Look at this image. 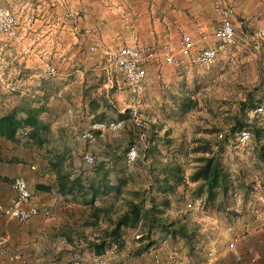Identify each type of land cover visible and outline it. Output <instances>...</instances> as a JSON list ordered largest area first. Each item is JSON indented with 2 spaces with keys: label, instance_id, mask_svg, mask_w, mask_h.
Masks as SVG:
<instances>
[{
  "label": "rangeland",
  "instance_id": "obj_1",
  "mask_svg": "<svg viewBox=\"0 0 264 264\" xmlns=\"http://www.w3.org/2000/svg\"><path fill=\"white\" fill-rule=\"evenodd\" d=\"M48 1L0 0V7L11 10L18 20L14 38H8L0 33V115L14 109L11 107L20 99L17 96L21 91L25 93L23 97L27 94L31 98L32 104L36 99H41L38 102L42 101L49 109L43 118L51 126L52 131L49 143L40 149L42 153L35 150L38 152L35 157L34 151H31L26 143L22 145L20 151L13 149L15 147L10 149L7 147L5 164L9 169L16 170L18 167L15 165L24 163L28 164L26 170H29V166L36 164V159L47 160L53 157L49 152L57 154L66 148L67 170L72 173L74 171V174L76 170L81 171L84 180L93 176L102 162L119 163V169L107 171L111 174L109 177L121 176V179L128 180L124 194L128 197L127 192L135 188L142 189L149 184L148 173L141 168L143 165L151 166V163H156L154 160L157 158L162 162L173 160L181 166L183 174L188 177L192 168L196 166L194 160L197 155L192 149L202 141H209L214 149L216 144H220L221 160H224L228 169L234 170L232 174H237L239 168L245 172L241 185L232 186L233 190L237 189L239 199L237 202L232 200L229 192L225 204L231 213L205 208L195 202L197 199H192L194 201L191 205H195L194 210H188L182 216L196 227V237L192 249L183 242L184 252L181 253V259L177 260H182L186 264H251L252 258L256 256L259 259L257 264H264V201L259 199L260 195H264L259 194L254 188L256 183L263 186L259 174L262 167L253 163L254 140L252 139L247 146L240 147L235 142L236 134L230 130L232 124L230 117L238 112L239 102L245 99L246 92L253 91L264 80V41L253 39L254 32L264 18V0H143L145 4L143 16L150 18L147 26L152 30L156 29L159 18L165 16L169 19L173 16L174 10L181 12L187 19H196L197 23L194 24L204 22L207 27H219L221 18L214 10V5L220 3L230 6L235 10L237 44L220 53L214 64L194 66L182 52V41L189 38L193 43L192 52L196 53L204 48L216 46L214 39L209 41L205 38L195 39L189 33L185 35L181 32H172L167 27L164 38L158 40L157 35H154V45L149 46L158 51V56L145 64L147 78L136 88L128 84L121 70L109 65L101 45H95L89 51L78 52L77 46L72 42V36L68 34L71 32L63 30L62 25H52L53 19L48 21L47 18L53 15L54 8ZM132 1L125 0V9L130 15L127 18L136 29V21L140 17L138 12L134 13L132 7L136 4ZM92 8L99 11L101 9L98 5ZM56 14L59 15L55 13L54 16ZM202 26L198 25L199 28ZM136 36L135 34L133 37ZM135 41V44L124 46L138 47L139 40ZM163 46L170 48L175 58L174 63L167 64L161 56L159 51ZM48 65L57 69L55 78H48L45 75V68ZM185 98L197 100L198 106L180 112V105ZM254 98L256 100L261 98L263 100L261 103L264 104V90L256 93ZM94 103L103 106L104 116L101 122L123 120L125 127L117 133H106L104 139L89 145L81 136L86 131H93V126L98 123L93 122L91 118L93 111H96ZM255 120L257 124L264 126V114ZM153 126L155 129H152ZM212 129L218 133H211ZM218 134L228 138L219 140ZM154 136L161 140L160 153L152 149L150 139ZM165 141H169L170 145H165ZM131 147H135L139 154L134 164H128L126 161V154ZM87 149L97 157L94 165L83 162V155ZM137 163L140 166L138 170L143 174L136 175L134 170ZM150 171L151 168L149 173ZM239 174L242 175L240 172ZM10 180L11 178L6 182L9 183ZM4 187V193L7 194L6 185ZM180 190L186 191L181 186L178 195ZM173 198H170L172 204L169 216H175L171 210L180 206V201ZM54 204L61 206L59 201ZM38 205L47 206L45 203ZM121 206L122 202H119L118 208ZM47 207L51 209L49 218H36L26 224L9 220L0 214V231L10 235L8 233L10 231L5 229L14 226L17 231L27 234L36 229L60 226L54 206ZM63 211L68 217L63 227L69 230L73 228L76 243L69 245L54 240L49 248L41 247V251L46 249L49 254L55 251V256L60 255L56 264H96L98 256L89 249L84 239L85 237L92 239L96 231L86 228L83 232L80 220L75 218L86 212L77 206L67 207ZM230 228L232 230H229ZM235 238L238 241L231 248L230 244ZM11 243L12 249L19 247L17 252L23 255L24 262L18 264H31L29 261L31 258L24 253L25 248L22 247H26L27 242L11 237ZM31 243H36V247H40L44 241L37 238L29 244ZM230 250H235L241 259H233L232 256L235 255H230L229 252H233ZM34 252L31 250V253ZM210 253H213V256H210ZM223 253L225 255L217 258ZM127 259L111 258L107 259V262L129 264Z\"/></svg>",
  "mask_w": 264,
  "mask_h": 264
},
{
  "label": "crops",
  "instance_id": "obj_2",
  "mask_svg": "<svg viewBox=\"0 0 264 264\" xmlns=\"http://www.w3.org/2000/svg\"><path fill=\"white\" fill-rule=\"evenodd\" d=\"M49 4L54 7L52 9V14L47 19L50 21L53 19L52 25H59L63 27V30L69 31L71 33H68L72 36V42L77 47V51H89L94 48L95 45H101L103 48V52L105 53L106 61L107 56L109 54H115L121 47L124 45H132L135 44V40H139L138 44L139 47L154 45V35H157L156 39L160 40L161 38H164V34L166 32V28L170 29L172 32H181L185 35L189 33V35H192V37H195V39H202L205 38L206 41L213 40L214 39V45L218 44L217 38L215 36L216 28L218 26H210L207 27L204 22H199L198 25H203L201 28L198 27L196 19L190 20L185 18V16L179 12V11H173V16H171L169 19L167 17H161L159 20H157V27L156 29L152 30V28H149L147 26L148 22H150V18L148 16H143V7L144 3L143 0H133L132 3H135L136 5L132 8L134 9V13L139 14L140 19L136 21V29L132 27V24L130 22V19L127 18L130 15L126 12V3L125 0H49ZM105 4V6L103 5ZM98 7V9L92 8L93 6ZM148 7V6H147ZM138 9V10H137ZM55 13H59L54 16ZM161 16V15H160ZM198 17V16H197ZM202 20V19H200ZM221 20V19H220ZM57 22V23H56ZM160 22V23H159ZM159 24V25H158ZM162 27V28H161ZM132 29V30H131ZM134 33H133V32ZM186 31V32H185ZM137 35L135 38L134 35ZM153 36V37H152ZM189 39V38H188ZM153 41L152 43H150ZM97 42L98 44L94 43ZM144 42V43H143ZM91 69V68H90ZM104 69V68H102ZM76 72H80L79 70H76ZM43 91H45L44 87H42ZM17 93V92H16ZM20 94L17 96L18 100L11 109L17 107L24 101H28L30 104H32L31 98L26 94V97H23L24 92H19ZM35 98V96H32ZM32 98V99H33ZM41 99H36L35 103L32 104L33 107H43L44 112L41 114V119L45 121L43 118L44 115H46L47 111H49L48 108L42 103V101L38 102ZM103 106L100 107L97 111H93V114L91 115V118L93 119V122L98 121L100 122L103 120L104 112L102 110ZM6 113H3V115ZM89 114V113H88ZM2 116V115H0ZM21 138L20 143H12L10 141H6L3 138H0V201H2L4 204H7L10 200V198L14 195L13 191L9 187V183L6 182L7 179H13L17 177H23L27 180L28 186L34 195L35 201L39 204L45 203L47 206H54V209L56 210L58 214V218L60 220V226H52L51 228H43V229H36L32 230L31 232H28L27 234L23 231H17L14 226L9 227L8 229H5V231L8 232L11 237L15 238V240L21 239L22 241H26L27 245L22 246L25 248V254L29 258H31L29 261L31 264H56V262L60 259V255H54V252H47V250L41 251V247L49 248L51 246L52 242L54 240H60L62 242H65L67 244H74L76 243L74 241V236L72 235L71 239L73 240L72 243L68 241L69 236V228L63 227L64 224L67 223L68 217L66 213L63 211L67 207H81L84 209L86 214L79 215L78 220H80L81 226L83 225L84 221L88 218L89 208L87 206H82L80 203H73L70 198L63 197L62 194L58 191V181L57 176L54 171L51 170L50 164L48 159L46 160H37L36 164H33L29 166V170H26V167H28V164L19 163L15 165L18 167L16 170L9 169V167L5 164L6 162V148L8 147L16 149V151H20V148H22V145L26 142L25 133H22L19 135ZM31 151H34V157L37 156L36 153H38L35 150H39V153H42L40 151V148L37 149V147L29 146ZM253 163L254 165L258 167H262L261 171L259 172L260 177L262 179V183L264 182V165L260 163L256 158V153L253 148ZM223 166L225 170L231 174L232 178V186H240L241 180L245 175V172L239 168L237 170V174H232L233 169H228V167L225 166V162L222 159ZM3 164V165H2ZM240 165V164H239ZM144 166V167H143ZM141 168L145 170L146 173H148V179L149 184L145 185L140 188H135V190H144L149 189L151 185L152 175L149 173L150 166L143 165ZM228 166V165H227ZM35 169H32V168ZM243 167V166H242ZM65 168L67 170V167L65 165ZM119 163L115 161H109V162H102L99 164V166L96 168L95 172L93 173V176L87 178L84 180V176H82L81 171L76 170L75 174L74 171L71 174L74 177H80L82 181L87 182L86 184H90L94 182L95 184L98 183L100 176V170L103 169L105 172H108L107 170H117L119 169ZM140 166H138V163L135 165V172L136 175L143 174L141 170L138 169ZM195 168V166H194ZM194 168L190 171L188 175H190ZM71 170V169H69ZM138 171V172H137ZM242 173L241 174H239ZM150 174V175H149ZM98 175V176H97ZM109 175L111 176L110 172ZM8 177L3 178V177ZM130 178H133V175L130 176ZM121 179V176H115V177H108V180L110 181V184L116 185L118 181ZM5 181V182H3ZM7 188V194H5V186ZM38 186H46L50 188V191H43L39 190ZM193 186V184H190L189 187ZM231 186L230 195L232 196V200H235V202L238 201L239 197L237 194V189L233 190V187ZM242 187V186H241ZM243 188V187H242ZM256 190H258L259 194L264 195V186H261L260 183H256V187H254ZM258 188V189H257ZM150 190V189H149ZM233 190V191H232ZM241 192V191H240ZM152 193H155L152 191ZM184 195V199L180 201V206L177 209L171 210V213H173L175 216H169L170 210L166 211V215L169 216L171 219H177L182 214L187 213L189 210H194L193 206L191 205L194 199L190 192L186 190L183 192V190L179 191V195ZM258 194V195H259ZM113 194L98 198L96 201L97 206H106L110 204V202L113 200ZM160 197H157L159 200ZM175 198V197H174ZM173 198V199H174ZM262 201H264V196L260 195V198ZM56 201H59L61 204L60 208L59 206H56ZM121 202V201H120ZM197 204H202L204 206V199L195 201ZM119 204V203H118ZM184 204H186L184 206ZM194 204V203H193ZM122 209V207H120ZM237 211V210H235ZM2 215V214H1ZM3 216V215H2ZM80 226V227H81ZM107 224L105 222L101 223L100 228H89L88 230L93 231V238L97 237L99 233H101V230L106 228ZM83 232L86 229L85 227H81ZM232 229V228H231ZM4 230V229H3ZM82 232V233H83ZM87 232V231H86ZM141 237L139 228L132 230L127 229L126 234L124 236L125 238V246L123 250L120 252H117L115 250V247L109 251H106V254L104 257L106 259H116V258H128L129 264H154V260L152 257V253L154 251L158 252L161 259L165 262H173L177 259H181V253L184 252L183 249V241L180 239H172L169 237H166L164 234H161L158 231H153L151 235V240L154 242L148 249L145 248V243L147 241H139L138 239ZM37 238H39V241L43 240L44 243L40 244V247H36V243H31L35 241ZM45 238V239H44ZM89 239H91L89 237ZM12 244V243H11ZM10 244L8 253L10 255H13L17 252L19 247H15L12 249V245ZM19 245V243H17ZM44 245V246H43ZM46 246V247H45ZM55 246V245H52ZM31 248V249H30ZM43 248V249H44ZM31 250H34V253H31ZM41 251V252H40ZM233 252H229L230 255L234 257L233 259L240 260L238 253L235 250H230ZM40 252V253H39ZM21 254V253H20ZM43 254H45L43 256ZM22 255V254H21ZM111 255V256H110ZM222 255H225V253L220 254L219 257L221 258ZM23 256V255H22ZM101 257H97L96 263L98 259ZM231 257V256H230ZM232 260V259H231ZM259 260V259H258ZM24 262V258H23ZM53 262V263H52ZM21 262H15V263H9V264H18ZM0 264H6L5 262H0Z\"/></svg>",
  "mask_w": 264,
  "mask_h": 264
},
{
  "label": "trees",
  "instance_id": "obj_3",
  "mask_svg": "<svg viewBox=\"0 0 264 264\" xmlns=\"http://www.w3.org/2000/svg\"><path fill=\"white\" fill-rule=\"evenodd\" d=\"M264 90V80L253 91L246 92L245 99L239 102L238 112L231 115V132L237 134L243 129H248L252 133L254 140V150L257 160L264 165V126L256 122V117L251 118L250 112L260 105H263L261 98H254L255 94ZM97 111L101 105L93 104ZM198 106L197 100L185 98L180 105V112L193 109ZM44 112L43 107H33L29 102H22L9 113L0 116V138L12 143H20V134L25 133L26 145L37 148H44L49 143L51 136V126L41 119ZM152 129H155L153 126ZM211 133H218L217 130H210ZM228 137L225 136L224 139ZM161 140L154 136L150 139L152 149L160 153L159 145ZM169 146L170 142L165 141ZM212 147L209 141L199 142L192 150L195 157L194 171L186 177L181 166L173 160L162 162L157 158L156 163H151L150 174L152 175L150 190H132L128 197L124 194L128 184L127 179H120L116 185L110 184L109 173L100 170V177L97 184L94 182L86 184L80 177H74L66 170L65 161L68 149H63L61 153L54 154L48 158L51 170L56 173L58 181V191L63 197H68L73 203H80L89 208L88 218L84 221L85 228H100L101 223L107 224L97 237L85 241L94 255L101 257L115 247L117 252L123 250L125 246V233L127 229H138L141 237L139 241H147L145 248L148 249L154 242L151 240L153 231H158L166 237L180 239L184 244L192 249L193 241L196 237V227L180 216L171 219L166 215V211L171 207V197L182 201L184 195H178L179 187L183 186L188 190L194 199H204L205 208H213L217 212H228L226 199L232 186L231 174L228 173L222 163V147L216 144ZM190 184L193 186L189 187ZM264 186V182H263ZM39 190L50 191L49 187L38 186ZM152 191L155 194H152ZM113 194V200L106 206H97L98 198ZM157 197H160L159 200ZM122 202V209L118 208V203ZM231 213V212H228ZM233 213V212H232ZM68 241L73 235L71 228Z\"/></svg>",
  "mask_w": 264,
  "mask_h": 264
},
{
  "label": "built area",
  "instance_id": "obj_4",
  "mask_svg": "<svg viewBox=\"0 0 264 264\" xmlns=\"http://www.w3.org/2000/svg\"><path fill=\"white\" fill-rule=\"evenodd\" d=\"M214 10L221 18V24L215 32L218 41L216 46L204 48L193 53L192 41L188 38L182 41V52L188 56L189 63L194 66H210L214 64L220 53L237 44L234 26L235 10L230 6H225L220 3L214 5ZM17 27L18 20L15 14L9 9L0 7V33L8 38H14ZM253 39L256 41H264V18L260 21L259 28L254 32ZM157 52L158 51L151 46H124L115 54H109L107 60L110 66H115L122 71L126 81L131 87L136 88L146 80L147 72L145 64L157 58ZM159 52H161V56H163L167 64L174 63V55L168 46H163ZM181 63H183V60H181ZM45 75L48 78H55L57 76V69L54 66L48 65L45 68ZM262 114H264V107L262 106L251 111V117H259ZM124 127L125 122L123 120L111 122L100 121L93 126V131H86L81 137L86 143L93 145L98 140L104 139L106 133H117L122 131ZM218 139H224V135L218 134ZM251 140L252 133L248 129H243L236 134L235 142L240 147L247 146ZM138 158V150L135 147H131L126 154L127 163L134 164ZM96 160L97 157L95 153L87 149L83 155V162L85 164L94 165ZM32 169L35 168L33 167ZM3 178H6V176ZM9 183L14 195L7 204L0 201V214L9 220L22 224H26L36 218H49L51 216V209L49 207H42L37 204L25 178H13ZM229 230L232 229L230 228ZM237 241V238L232 240L230 247L233 248ZM10 244V235L0 231V262H5L6 264L23 262V256L20 253H15L13 255L8 253ZM210 256H213V253H210ZM152 257L154 264H186L182 260H175L171 263L165 262L156 251L152 253ZM257 261L258 257L254 256L251 260V264H257ZM96 264H108V262L106 258L101 257Z\"/></svg>",
  "mask_w": 264,
  "mask_h": 264
}]
</instances>
